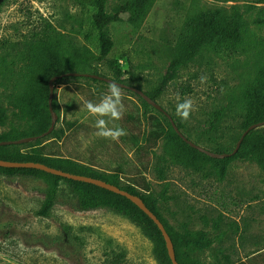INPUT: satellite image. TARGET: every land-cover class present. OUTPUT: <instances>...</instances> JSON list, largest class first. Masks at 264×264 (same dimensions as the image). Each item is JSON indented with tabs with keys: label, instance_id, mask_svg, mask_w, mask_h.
<instances>
[{
	"label": "rangeland",
	"instance_id": "rangeland-1",
	"mask_svg": "<svg viewBox=\"0 0 264 264\" xmlns=\"http://www.w3.org/2000/svg\"><path fill=\"white\" fill-rule=\"evenodd\" d=\"M124 1L109 0L107 11L114 12ZM248 2L154 0L139 27L125 20L108 25L113 47L97 65V72L151 90L165 72L188 16L216 14L237 20L244 46L241 53L226 58L210 49L203 51L155 99L181 122V131L190 140L211 151H229L242 132V94L257 88L256 72L264 65V22L256 20L255 10H245ZM92 12L93 8L74 0H0V93L8 91L3 83L8 69L21 64L15 55L21 46L17 43L28 38L31 29L52 27L78 47L97 52ZM201 77L206 78L204 82ZM108 85L83 77H67L56 84L52 101L59 136L48 134L21 143L22 150L68 158L101 173L121 171V184L132 183L141 194L157 198L158 210L175 230L204 229L214 239L208 248L188 250L200 264H229L230 259L237 263L260 248L264 244V168L253 159H234L220 179L211 166L194 171L176 164L160 179L156 167L162 165L167 127L155 111L143 113L135 94L122 88V119L104 117L109 128H123L126 135L116 140L97 135L98 117L89 114L85 104L97 102ZM188 98L194 102V111L182 120L176 105ZM217 111H221L218 119ZM10 127L7 122L0 131ZM154 129H161L163 136L152 149L145 145L138 150L144 144L142 137ZM45 188L42 179L0 175V264H110L111 249L124 251L118 264H159L152 240L139 226L112 210H76L64 183L50 215H37Z\"/></svg>",
	"mask_w": 264,
	"mask_h": 264
},
{
	"label": "trees",
	"instance_id": "trees-1",
	"mask_svg": "<svg viewBox=\"0 0 264 264\" xmlns=\"http://www.w3.org/2000/svg\"><path fill=\"white\" fill-rule=\"evenodd\" d=\"M74 1L82 7L93 8L91 26L95 31L97 52L87 46L78 47L72 40L65 38L63 34L52 27L48 28L41 25L38 30L31 29L28 31V38L24 37L17 43L21 46L15 55L21 64L11 65L8 69V75L3 79L8 91L0 93V126L10 122L11 127L7 131H0V141L40 135L46 131L51 119L48 108L49 79L55 75L74 71L76 67L84 68L82 72L98 74L97 65L107 57L113 47L108 25L112 22L125 20L131 26L139 27L154 0H125L114 12L107 11L109 0ZM245 10H255L256 20L264 22V0H250L245 5ZM123 15H125V19ZM207 49L219 57L226 58H233L241 53L244 46L239 22L216 14L188 16L177 36L174 52L169 59L165 72L154 88L144 92L155 100L163 93L168 84L177 78L183 67L195 62L200 54ZM0 66H2L1 63ZM67 77H83L94 82L102 81L83 75H71L58 77L54 80L53 85L55 86ZM115 80L123 82V79L119 77H116ZM256 80L257 88H247L241 97L243 118L239 126L242 131L250 124L264 120V65L257 69ZM75 88L78 90L79 85L76 84ZM186 88L190 90L188 86ZM127 91L138 97L143 113L147 110L155 111L163 118L167 127L166 141L161 157L162 165L156 167L160 179L164 178L165 170L170 165L176 164L190 167L194 171H201L207 166H211L220 179L225 175L228 163L234 159H253L260 167L264 168V127L259 126L250 130L233 155L221 159L213 158L187 144L173 129L162 111L148 104L135 92L129 89ZM52 107L56 112L55 101H52ZM220 114L221 111L215 112V118L218 119ZM170 116L181 130L183 128L181 122L174 119L173 114ZM50 134L59 136L55 128ZM162 136L161 129L151 130L147 136L142 137L144 144L138 145L137 149L143 150L145 145L152 149ZM21 146L22 144L0 145V159L40 162L63 171L98 178L131 194L139 195L144 204L163 223L172 240L175 257L179 264H200L198 260L189 255L188 250L191 247L208 248L214 243V239L204 229L196 231L185 229L180 232L171 227L157 208V198L141 194L132 183L122 185L121 171L101 173L68 158L46 156L39 152H25ZM214 151L229 152L224 148H217ZM0 175L44 180L46 183L44 200L40 209L36 211L37 215L44 217L50 215L51 209L56 203L61 183H64L75 199L73 207L76 210L88 211L103 208L122 214L139 226L152 240L154 244L153 253L158 263L172 264L167 253L165 240L158 226L125 196L92 183L67 179L36 168L0 166ZM108 256L110 264H118L124 257V251L111 249ZM225 257L229 259L227 256ZM212 264L222 263L215 261Z\"/></svg>",
	"mask_w": 264,
	"mask_h": 264
},
{
	"label": "water",
	"instance_id": "water-1",
	"mask_svg": "<svg viewBox=\"0 0 264 264\" xmlns=\"http://www.w3.org/2000/svg\"><path fill=\"white\" fill-rule=\"evenodd\" d=\"M71 75H83V76H88V77H92L95 79H99L102 81H105L107 83H110L112 81H115L117 84H119L122 88L125 89H129L133 92H135L136 94H138L139 96H141L148 104H150L151 106H153L154 108H156L159 111H162L166 117L168 118L169 122L171 123L173 129L177 132V134L190 146L196 148L197 150L207 154L210 157L213 158H224L227 156H231L233 155L239 148L244 136L252 129L262 126L264 125V120L257 122V123H252L250 124L245 130L242 131L239 139L237 140L234 148L229 151V152H215V151H211L197 143H195L194 141L190 140L189 138H187L182 132L181 130L176 126L173 118L170 116L169 113L166 112V110L154 99L150 98L142 89H139L137 87H134L133 85H128L126 83L120 82V81H116L113 78L107 77V76H103L100 74H94V73H87V72H77V71H70V72H66L63 74H59V75H55L53 77H51L48 81V86H49V92H48V108H49V112H50V125L47 128L46 131L42 132L40 135H35V136H26V137H20L17 139H12V140H2L0 141V145H8V144H21V143H26L32 140H35L37 138L40 137H44L48 134H50L52 132V130L55 128L56 122H57V113L53 110L52 107V98H53V92H54V85L53 82L55 79H57L58 77H62V76H71ZM0 166L3 167H23V168H36V169H40L43 170L45 172L48 173H52L54 175H58L67 179H72V180H77V181H83V182H87V183H92L95 184L101 188L107 189L109 191H112L114 193L120 194L122 196H125L126 198H128L129 200H131L133 203H135L143 212H145L154 222L155 224L158 226L159 230L161 231L163 238L165 240V245L167 248V253L168 256L170 258V261L172 264H179L178 261L176 260L175 257V252H174V247H173V243L172 240L168 234V232L166 231L163 223L160 221V219L144 204L142 198L139 195H135V194H131L128 191L121 189L120 187L106 182L104 180L98 179V178H94V177H90V176H86V175H80V174H75V173H71V172H67V171H63L54 167H50L47 166L43 163L40 162H34V161H9V160H3L0 159Z\"/></svg>",
	"mask_w": 264,
	"mask_h": 264
},
{
	"label": "clouds",
	"instance_id": "clouds-1",
	"mask_svg": "<svg viewBox=\"0 0 264 264\" xmlns=\"http://www.w3.org/2000/svg\"><path fill=\"white\" fill-rule=\"evenodd\" d=\"M205 79V77H201V82H204ZM85 107L89 114L98 117L96 120L98 136L116 140L126 135L123 128H109L108 121L104 119V117H109L111 120L116 121L122 119L124 114L122 87L115 81L109 83L106 93L97 102L87 101ZM192 111H194V102L190 98L184 99L176 105V114L182 120L189 119Z\"/></svg>",
	"mask_w": 264,
	"mask_h": 264
},
{
	"label": "crops",
	"instance_id": "crops-1",
	"mask_svg": "<svg viewBox=\"0 0 264 264\" xmlns=\"http://www.w3.org/2000/svg\"><path fill=\"white\" fill-rule=\"evenodd\" d=\"M226 259V257H225ZM229 259H226V261ZM229 264H264V244L260 246V248L255 251L248 253L245 257H243L240 262L234 263L233 261L228 262Z\"/></svg>",
	"mask_w": 264,
	"mask_h": 264
}]
</instances>
